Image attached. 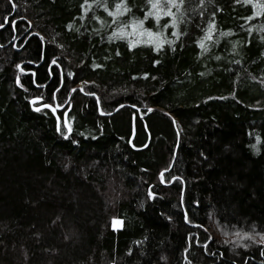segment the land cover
I'll return each instance as SVG.
<instances>
[{
	"label": "trees",
	"instance_id": "trees-1",
	"mask_svg": "<svg viewBox=\"0 0 264 264\" xmlns=\"http://www.w3.org/2000/svg\"><path fill=\"white\" fill-rule=\"evenodd\" d=\"M0 264H264V0H0Z\"/></svg>",
	"mask_w": 264,
	"mask_h": 264
},
{
	"label": "rangeland",
	"instance_id": "rangeland-1",
	"mask_svg": "<svg viewBox=\"0 0 264 264\" xmlns=\"http://www.w3.org/2000/svg\"><path fill=\"white\" fill-rule=\"evenodd\" d=\"M120 226H121V221L119 220L113 221V224H112L113 229L119 228Z\"/></svg>",
	"mask_w": 264,
	"mask_h": 264
}]
</instances>
